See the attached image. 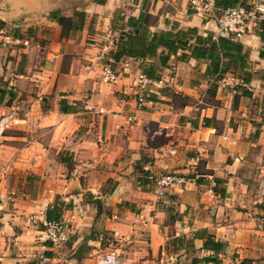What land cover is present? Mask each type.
Returning a JSON list of instances; mask_svg holds the SVG:
<instances>
[{
  "label": "crops",
  "instance_id": "1",
  "mask_svg": "<svg viewBox=\"0 0 264 264\" xmlns=\"http://www.w3.org/2000/svg\"><path fill=\"white\" fill-rule=\"evenodd\" d=\"M254 1L214 0L221 10ZM145 16L146 42L191 29L238 43L243 60L214 69L162 48L129 56L131 19ZM0 30L30 42L0 49V119L11 116L0 135V264H94L116 233L123 264H264V28L220 35L187 0H0ZM104 49L114 83L101 77ZM139 74L163 85L136 110ZM168 173L187 182L159 195L149 177ZM29 215L63 222L67 242L53 247ZM209 239L222 249H205Z\"/></svg>",
  "mask_w": 264,
  "mask_h": 264
},
{
  "label": "built area",
  "instance_id": "2",
  "mask_svg": "<svg viewBox=\"0 0 264 264\" xmlns=\"http://www.w3.org/2000/svg\"><path fill=\"white\" fill-rule=\"evenodd\" d=\"M189 8L201 17L213 19L220 35L231 36L233 38L241 37L245 31L264 27V0H257L250 3L248 6H238L228 9H217L214 0H187ZM30 42L27 39H20L11 34L0 30V49L9 45L11 47H26ZM96 60L100 62V71L103 82L114 83L118 78L117 71L112 67L115 63L112 55L107 50H102L98 53ZM135 84V100L136 110H140L145 101V93L153 88H160L163 81L154 80L144 74H139L136 77ZM222 84L231 82L234 86H244L242 82L228 77H222L218 81ZM202 103V99L199 100ZM10 115H6L0 119V135L7 124ZM134 121L133 116L126 119L127 124ZM158 190V194L162 195L165 190L174 187L184 186L187 180L184 176L177 173H168L156 177H149ZM29 227L43 234L45 240L50 241L55 248L62 247L68 240L67 227L63 222L58 221H41L33 215L25 217ZM43 228V229H41ZM117 239V233L111 237ZM48 259L41 257L38 264H47ZM94 264H123L115 251L110 250L104 254L95 256Z\"/></svg>",
  "mask_w": 264,
  "mask_h": 264
},
{
  "label": "trees",
  "instance_id": "3",
  "mask_svg": "<svg viewBox=\"0 0 264 264\" xmlns=\"http://www.w3.org/2000/svg\"><path fill=\"white\" fill-rule=\"evenodd\" d=\"M57 20L59 24H61L64 18H59ZM131 20H133L132 27L134 28V35H125L126 41L122 43L121 49V51L125 50L129 56H145L156 52L158 48H162L167 52L166 55H162L166 56V59L169 55H176L180 52V58L182 60L188 58L209 60L214 69L220 65L224 58L243 60V55L240 53L241 47L238 43L223 39L222 37H219L217 40H211L210 37L202 38L191 29L176 33L171 31L154 33L151 39L146 42L148 30L147 16L138 20ZM261 28L263 29L264 27ZM112 56L115 58V54ZM229 62L230 60L227 63L230 64ZM226 69L227 67L220 69L219 73L222 74L226 72ZM204 248H210L215 252L222 249L220 243L213 241V239L207 240L204 244Z\"/></svg>",
  "mask_w": 264,
  "mask_h": 264
},
{
  "label": "rangeland",
  "instance_id": "4",
  "mask_svg": "<svg viewBox=\"0 0 264 264\" xmlns=\"http://www.w3.org/2000/svg\"><path fill=\"white\" fill-rule=\"evenodd\" d=\"M105 244L107 245V248L110 250H116L117 248H119L118 246V242L116 240H113L112 238H108L106 241H104ZM100 254H104V253H100ZM117 255H119V259L120 257H122V254L120 252H117Z\"/></svg>",
  "mask_w": 264,
  "mask_h": 264
}]
</instances>
